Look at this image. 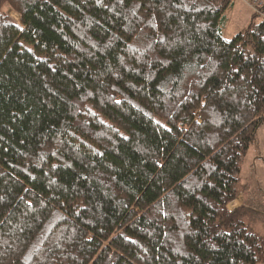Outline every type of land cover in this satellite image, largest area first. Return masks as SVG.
Returning <instances> with one entry per match:
<instances>
[{
  "label": "trees",
  "instance_id": "1",
  "mask_svg": "<svg viewBox=\"0 0 264 264\" xmlns=\"http://www.w3.org/2000/svg\"><path fill=\"white\" fill-rule=\"evenodd\" d=\"M236 3L0 0V264L263 263L229 209L264 125Z\"/></svg>",
  "mask_w": 264,
  "mask_h": 264
},
{
  "label": "rangeland",
  "instance_id": "2",
  "mask_svg": "<svg viewBox=\"0 0 264 264\" xmlns=\"http://www.w3.org/2000/svg\"><path fill=\"white\" fill-rule=\"evenodd\" d=\"M237 3L234 10L227 14L229 22L224 32L227 37H232L247 27L252 18L251 3L249 4L247 0H237ZM6 11L13 19L19 20V15L15 11L9 8ZM237 188L239 195L244 193L247 200L249 199L245 203V213L242 216L244 223L264 240V125L259 128L256 140L251 143L244 156ZM241 200L240 197L232 202L229 205L230 209L239 207L242 204Z\"/></svg>",
  "mask_w": 264,
  "mask_h": 264
},
{
  "label": "crops",
  "instance_id": "3",
  "mask_svg": "<svg viewBox=\"0 0 264 264\" xmlns=\"http://www.w3.org/2000/svg\"><path fill=\"white\" fill-rule=\"evenodd\" d=\"M237 4H238V3H236V6H237ZM240 197L242 198L241 201H242V204H243V202H244L246 196H245L244 194H240V195L237 197V199H239ZM237 199H236V200H237ZM229 208H230V207H229ZM233 209H234V208H233Z\"/></svg>",
  "mask_w": 264,
  "mask_h": 264
},
{
  "label": "built area",
  "instance_id": "4",
  "mask_svg": "<svg viewBox=\"0 0 264 264\" xmlns=\"http://www.w3.org/2000/svg\"><path fill=\"white\" fill-rule=\"evenodd\" d=\"M247 1H248L249 4H250V3H251V4H254V3H256V2H258V1H260V0H247ZM251 4H250V5H251Z\"/></svg>",
  "mask_w": 264,
  "mask_h": 264
}]
</instances>
